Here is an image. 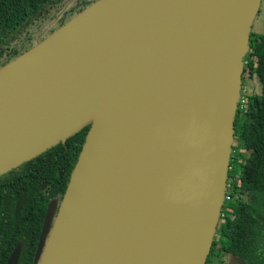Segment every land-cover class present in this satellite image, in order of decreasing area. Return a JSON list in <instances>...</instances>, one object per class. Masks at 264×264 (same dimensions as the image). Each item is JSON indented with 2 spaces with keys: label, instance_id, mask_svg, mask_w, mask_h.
I'll use <instances>...</instances> for the list:
<instances>
[{
  "label": "water",
  "instance_id": "1",
  "mask_svg": "<svg viewBox=\"0 0 264 264\" xmlns=\"http://www.w3.org/2000/svg\"><path fill=\"white\" fill-rule=\"evenodd\" d=\"M260 4L95 0L0 66V176L88 125L32 264L207 263Z\"/></svg>",
  "mask_w": 264,
  "mask_h": 264
},
{
  "label": "trees",
  "instance_id": "2",
  "mask_svg": "<svg viewBox=\"0 0 264 264\" xmlns=\"http://www.w3.org/2000/svg\"><path fill=\"white\" fill-rule=\"evenodd\" d=\"M62 1L0 0V66L23 52L10 49V38L30 22L49 16ZM249 45L227 190L216 230L219 240L213 242L207 262L220 253L242 256L246 264H264V34L259 37L251 31ZM252 78L256 84L251 92ZM87 129L88 125L65 143H57L0 176V264L6 263L20 241L18 264L33 263L47 205L62 199Z\"/></svg>",
  "mask_w": 264,
  "mask_h": 264
},
{
  "label": "rangeland",
  "instance_id": "3",
  "mask_svg": "<svg viewBox=\"0 0 264 264\" xmlns=\"http://www.w3.org/2000/svg\"><path fill=\"white\" fill-rule=\"evenodd\" d=\"M95 0H63L62 4L57 9H52L50 15L43 19H37L30 22L26 26L19 29L16 35L10 38V49L24 51L33 46L38 41L45 38L62 23L78 12L77 7H86L89 3ZM87 3L84 6V3ZM252 32L261 37L264 34V0H261L260 9L255 17ZM256 84V80L252 78L249 81V90H252V85ZM258 89V86L256 87ZM252 92V91H251ZM218 231L216 232V235ZM215 237H218L215 236ZM212 264H220V261H213Z\"/></svg>",
  "mask_w": 264,
  "mask_h": 264
},
{
  "label": "flooded vegetation",
  "instance_id": "4",
  "mask_svg": "<svg viewBox=\"0 0 264 264\" xmlns=\"http://www.w3.org/2000/svg\"><path fill=\"white\" fill-rule=\"evenodd\" d=\"M217 235L219 236V234ZM217 235L215 234V236ZM218 240L219 237H214V241L217 242ZM217 248H219V245H217ZM219 254H214L206 264H212L213 261H218V260L220 261V264H246V260L242 256H235L232 254H227L222 256L221 254L220 255Z\"/></svg>",
  "mask_w": 264,
  "mask_h": 264
},
{
  "label": "built area",
  "instance_id": "5",
  "mask_svg": "<svg viewBox=\"0 0 264 264\" xmlns=\"http://www.w3.org/2000/svg\"><path fill=\"white\" fill-rule=\"evenodd\" d=\"M240 99H241V96H240Z\"/></svg>",
  "mask_w": 264,
  "mask_h": 264
}]
</instances>
